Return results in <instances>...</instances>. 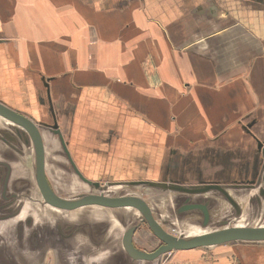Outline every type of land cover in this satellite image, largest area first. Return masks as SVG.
Here are the masks:
<instances>
[{
    "label": "crops",
    "instance_id": "crops-1",
    "mask_svg": "<svg viewBox=\"0 0 264 264\" xmlns=\"http://www.w3.org/2000/svg\"><path fill=\"white\" fill-rule=\"evenodd\" d=\"M250 7L260 14L235 18L220 11L226 17L219 18L216 10L217 20L212 22L213 15L198 17L199 11L211 6L198 8L196 0L191 1L188 9L193 12L188 15L180 0L178 15L168 6L154 15L155 8L144 0H0V66L10 67V57L18 62L23 71L18 95L28 101L35 119L50 120L42 128L64 158L55 166L62 168L66 183L105 188L98 180L102 175L87 174L75 155L81 135L91 131L96 141L104 142L98 148L84 142L82 152L102 155L99 170L104 165L120 168L126 160L122 153L128 151L131 166L151 161L158 169L161 164L159 173L168 183L230 184L257 175L255 164L262 162L259 147H264V0H253ZM241 23H256L257 35ZM219 24L221 30H212ZM11 41H16V49ZM145 62L154 63L161 82L156 75L153 80ZM64 71L70 73L60 76ZM35 72L46 73L44 82H35ZM17 104L10 98L8 105L20 110ZM3 120L8 121L0 116ZM18 134L26 137L22 130ZM111 136L113 154L106 140ZM122 136L129 138L128 147L116 145ZM113 180V187L122 183L121 178ZM4 182L0 180V201L9 197L8 178ZM3 208L0 202V264H147L126 256L125 232L119 241L107 239L110 225L71 220L61 224L57 214L68 210L52 206L56 217L50 222L35 219L25 208L7 215ZM126 208L143 217L138 209ZM138 241L142 242L134 233L136 248L141 246ZM243 246L230 247L215 263L231 264L236 259V264H264V247ZM236 251L238 258L233 255Z\"/></svg>",
    "mask_w": 264,
    "mask_h": 264
},
{
    "label": "rangeland",
    "instance_id": "rangeland-1",
    "mask_svg": "<svg viewBox=\"0 0 264 264\" xmlns=\"http://www.w3.org/2000/svg\"><path fill=\"white\" fill-rule=\"evenodd\" d=\"M181 5L185 6L186 14H192L193 9H188L192 0H185L186 3L183 4L182 0ZM253 0H196L198 4V8L211 6V8H206L205 10H201L198 12V17L208 18L211 15L212 22L217 20L216 17V10L218 11V16L226 17L225 15H220L221 12H229L228 16L230 17H248L251 19L255 15L258 16V11L252 10L251 7L248 8L249 2ZM145 3L154 9V15H159L161 9L163 7H173L174 10H169L173 12L175 15H178L177 12V0H144ZM243 2H245L243 4ZM158 8V11L156 10ZM152 10V9H151ZM149 8V12L151 11ZM221 11V12H220ZM260 14V13H259ZM154 17V16H153ZM189 16L186 17V19ZM218 18V19H219ZM257 18V17H256ZM254 20H258V18ZM210 21V19H208ZM188 21V20H187ZM158 23L159 21L155 22L159 27H161ZM245 30H249L254 35H257L258 30L256 27V23L254 25L241 23ZM207 26L210 27V24ZM240 26V25H239ZM237 26V28L239 27ZM190 28L193 30H198L197 28ZM209 27L207 30L209 31ZM241 27V26H240ZM188 28V26H187ZM212 30L218 31L221 30L222 26L219 24L216 28L211 27ZM234 30V29H233ZM13 44H12V43ZM10 43L13 45V48H17L16 41H11ZM221 40H219V43ZM257 43V39L254 40ZM247 43H245L246 45ZM244 45V46H245ZM12 47V46H11ZM238 48V47H237ZM257 49L256 47H252ZM256 51V50H255ZM34 57H31V59ZM95 58V57H94ZM11 65L10 67L4 68L5 66H0V102L8 105L10 98L14 97L17 100V105L20 107V112L25 113L30 119L34 120L37 127L44 136L45 140V149L46 152V160H44V169L51 184L53 190L56 192L57 195L64 197L65 199H76L81 194H89V193H99L103 192L108 197H118V196H135L140 197L145 202H147L154 219L161 225V227L168 232L169 234L176 236L178 238L189 237L193 235L204 234V232H209L212 230H217L225 227L230 226H261L264 225V200L261 204V210H255V207H258L256 203H252L250 199L256 195V190L252 189L251 191H238L236 195L239 197L238 200L240 203V213L237 214L224 201L222 196L214 191H209L203 195L205 198H201L202 194H185L181 192H174L167 189L149 187V186H131L127 184L126 180L130 179V181H137L140 179L144 180H151L149 178H155V181L164 183L167 181L164 180L163 175L159 173V168L156 169V165H153V162L150 163H138L137 166L130 165V154L132 153H122V155L126 159L124 162H121L120 168L116 167L114 169L113 166L104 165L102 170L98 169L99 160H101V154L98 152L89 153V152H82L84 148L82 145L84 142L89 143L94 148H98L100 146V142H104L102 138H98L96 141L95 136H93L91 131H89L85 135H81V143L79 142L80 146L79 149L75 152V155L78 157L81 166L85 170L87 174H96L99 181L104 183L102 186L105 188L103 190L89 188L84 186H79V188L72 184L66 183L62 176H61V167H56L55 165L63 164L61 152L56 149L55 140L49 134L48 130L42 128L43 126H47L50 120L47 117L42 116L41 119H35L32 110H28L27 104L28 101H24L23 96H19L17 92V84H18V77L19 73L23 74V71L18 66V62L14 60L13 57H10ZM147 64V65H146ZM145 65L148 67L149 73L151 76L154 77L156 75V79L159 80L158 75L154 71V63L150 64L145 62ZM36 73V74H35ZM34 78L35 82L39 83V81L44 82V78L46 76L45 72H35ZM70 72H60V76H66ZM58 74V75H59ZM160 81V80H159ZM154 82V81H153ZM161 82V81H160ZM151 84V83H150ZM154 84H156L154 82ZM42 90V88H40ZM12 106V105H11ZM26 109V111H25ZM18 110V109H17ZM5 121V120H3ZM43 123H42V122ZM16 128L19 131H24V135L29 138V143L31 144H24L21 138L19 139V135H17ZM87 129V128H85ZM84 138V140L82 139ZM117 137V136H116ZM89 138V139H88ZM115 137L111 136L110 140L109 137L106 139L108 143H111L110 154H113L114 150V140ZM122 136L121 138H117V143H121L123 145H129V138ZM88 139V141H87ZM120 139V141H119ZM96 142V144H95ZM44 143V142H43ZM127 147H124L125 149ZM89 148V147H88ZM81 149V150H80ZM96 150V149H94ZM98 151V150H97ZM63 154V153H62ZM127 154V155H126ZM129 154V155H128ZM123 159V160H124ZM156 160V159H155ZM3 161V162H1ZM156 162V161H155ZM0 180L1 183L4 185L6 184L4 181L8 178L9 180V192H8V199L1 200V205L3 208V212L5 215L9 214L14 210H18L20 207L25 208L33 212V216L35 219L43 218L47 221H52L56 216L55 213L49 208V204H46L39 192L35 181V150L32 144V141L28 135V133L19 128V126L15 125L14 123H10L9 121L1 122L0 121ZM58 163V164H57ZM102 164V163H101ZM152 164V165H151ZM158 165V164H157ZM9 166L10 171L7 169ZM158 170V171H157ZM82 171V170H81ZM100 172V173H98ZM131 172V173H130ZM116 175V176H115ZM5 177V180H4ZM121 178L122 183L116 184L119 187H113V184L110 183L114 181V178ZM63 180L65 183H62ZM129 181V182H130ZM199 184H188L186 186H195ZM112 186V187H111ZM17 195V198L16 196ZM197 204L201 203L202 200L206 201L209 204V221L206 224H203V220L201 218L200 213L195 209L190 210H183V207L187 204ZM49 205V206H48ZM53 207V206H52ZM98 205H88L86 206L83 212L77 214V212L83 210L80 207L79 210L73 209L64 211L62 214H57L58 221L61 224H68V220L78 223H90V224H105L107 226H111L108 228L111 230L106 234L107 239H116V241L120 240L121 235L128 229V228H135L134 233L138 235V237L142 240L138 241L141 245L137 249H146L152 250L156 249L162 242L153 235L152 231L148 228V224L144 222L138 213L135 210H129L126 207H117L115 208L110 207H103ZM16 208V209H15ZM36 208V209H35ZM55 208V207H54ZM58 209V208H57ZM15 211V212H16ZM200 212V211H199ZM7 213V214H6ZM4 217V216H3ZM68 221V222H67ZM48 222V223H49ZM42 223V222H41ZM140 224V225H139ZM120 229V231H119ZM117 231V232H116ZM120 233L118 236L117 234ZM2 233H0V239H2ZM44 238V237H43ZM45 239V238H44ZM261 245V248L264 247V240L263 241H238V242H229L215 246H207V247H196L193 249L188 250H170L163 253L161 256L155 259V264H195L201 263V261H205V264H217L215 263V259L217 257L222 258L225 257V254L222 256V252L229 251L230 247H239L243 245ZM142 247V248H141ZM244 247V246H243ZM33 249V247H31ZM213 251V253H212ZM237 254L235 255L237 258L240 256L239 252L236 251ZM234 256V257H235ZM0 257H1V243H0ZM204 258V259H202ZM206 258V259H205ZM208 262V263H207ZM229 264V262L227 263ZM236 264V259L233 263Z\"/></svg>",
    "mask_w": 264,
    "mask_h": 264
},
{
    "label": "water",
    "instance_id": "water-1",
    "mask_svg": "<svg viewBox=\"0 0 264 264\" xmlns=\"http://www.w3.org/2000/svg\"><path fill=\"white\" fill-rule=\"evenodd\" d=\"M0 116L8 120L11 123L25 129L31 136L35 148V181L39 189L40 195L43 201L49 205L59 207L61 209L73 210L80 208L85 205H98L103 207L117 208V207H132L138 209L143 215L144 222L148 224V228L152 231L153 235L157 237L162 244L151 252H145L137 249L132 242V237L135 228H129L125 231L122 237V248L126 253V256L133 261H146L147 264H155V259L161 256L163 253L170 250H188L196 247H207L215 246L229 242L235 241H263L264 240V225L261 227L256 226H230L217 230H212L208 234H197L189 237L178 238L166 232L161 225L154 219L150 207L147 202H145L140 197L135 196H118V197H108L101 194L89 193L82 194L77 197L74 201H66L65 198L60 197L55 194L51 189L44 172V146L40 131L36 128V123L34 120L30 119L25 113L13 108L10 105H5L0 102ZM56 127V125H54ZM17 133L19 130L16 128ZM24 132V131H22ZM59 135L60 140L63 143V148L65 151V144L63 138L59 131H56ZM19 135V134H18ZM29 138L25 139L24 142L27 143ZM69 157V156H68ZM70 158V157H69ZM72 163V161H71ZM73 164V163H72ZM79 176L81 174L75 167ZM83 178V177H82ZM84 181L88 180L83 179ZM127 184L138 186L145 185L149 187L167 189L174 192H181L185 194H204L209 191H219L223 197L229 202L231 206L237 209V214L239 211V205L231 198L228 192L218 184H202L195 186H183L174 183H161L154 180H137L130 181ZM94 187L99 185L94 183L91 184ZM262 196L264 197V189L262 190ZM78 199V200H77ZM72 200V199H71ZM188 200H186V203ZM195 209L203 214V224L209 221V210L208 203L205 201L203 204H189L187 203L183 210ZM240 212V213H239Z\"/></svg>",
    "mask_w": 264,
    "mask_h": 264
},
{
    "label": "flooded vegetation",
    "instance_id": "flooded-vegetation-1",
    "mask_svg": "<svg viewBox=\"0 0 264 264\" xmlns=\"http://www.w3.org/2000/svg\"><path fill=\"white\" fill-rule=\"evenodd\" d=\"M19 137L23 139L20 141H23V143L25 144L24 140L26 138L28 139V137H24V136H20V135H19ZM26 144H29V140L27 141ZM259 148L261 149L262 162H261V160H258L257 164H255L256 165L255 166L256 167V174H257L256 176H254L252 178L244 179V180H242V179L236 180V181L231 182L230 184H225V185L218 184L221 187H223L228 192V194L231 196V198L239 205V211H240V207H241L240 206L241 202L234 196L235 191H238V190H240V191H251L252 189L253 190L255 189L257 192H256V195H254L250 199V201L252 203H256L258 205V207H255V210H261V204L264 200L263 199L264 197L261 194L262 190L264 189V147H262V145H261V147H259ZM206 184H212L213 185V184H217V183H206ZM214 192H217V191L214 190ZM217 193H219L222 196V198L224 199V201H226V203L228 205H230L229 202L223 197V195L219 191ZM203 203H205V201H203V200L201 203L199 202V204H203ZM208 207H209V204H208ZM230 207L232 208L231 205H230ZM241 209H242V207H241ZM233 210L235 212H237V209L233 208ZM198 213H200L201 218L203 220V214L201 213V210H200V212L198 211ZM234 215H236V213H234ZM253 246H257L258 249H261V245L256 244Z\"/></svg>",
    "mask_w": 264,
    "mask_h": 264
},
{
    "label": "bare ground",
    "instance_id": "bare-ground-1",
    "mask_svg": "<svg viewBox=\"0 0 264 264\" xmlns=\"http://www.w3.org/2000/svg\"><path fill=\"white\" fill-rule=\"evenodd\" d=\"M21 128V127H20ZM36 128H37V126H36ZM23 129V128H22ZM38 129V128H37ZM25 130V129H24ZM26 131V130H25ZM27 132V131H26ZM28 133V132H27ZM28 135H29V133H28ZM29 137H30V139H31V141H32V144H33V140H32V138H31V136L29 135ZM33 146H34V144H33ZM34 150H35V148H34ZM96 195V194H95ZM98 195V194H97ZM101 195H103V194H101ZM75 200V199H74ZM74 200H68V199H66V201H74ZM78 200V199H77ZM47 204V203H46ZM52 206V205H51ZM53 207H55V208H59V207H56V206H53ZM129 207V206H128ZM59 209H61V208H59ZM64 210H66V209H64ZM142 214V213H141ZM142 219H144V215L142 214ZM211 232V231H210ZM210 232H206L205 234H208V233H210Z\"/></svg>",
    "mask_w": 264,
    "mask_h": 264
}]
</instances>
